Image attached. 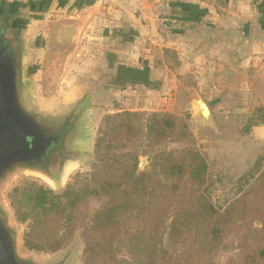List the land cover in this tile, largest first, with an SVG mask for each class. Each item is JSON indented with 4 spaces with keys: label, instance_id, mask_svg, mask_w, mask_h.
I'll use <instances>...</instances> for the list:
<instances>
[{
    "label": "rangeland",
    "instance_id": "obj_1",
    "mask_svg": "<svg viewBox=\"0 0 264 264\" xmlns=\"http://www.w3.org/2000/svg\"><path fill=\"white\" fill-rule=\"evenodd\" d=\"M261 2H254V6L261 9ZM6 9L17 10L11 16L15 28L6 35L16 57L23 109L33 110L38 121L53 131L63 125V120L76 116L69 146L57 154L54 162L19 164L0 180V215L15 237L21 263L49 264L62 257L69 259L67 264H83L84 245L79 230L72 242L58 251L29 250L23 242L27 223L16 219L8 194L25 179L60 192L76 178L87 176L95 162L97 135L105 115L110 113L136 111L145 118L152 112L167 111L184 118L198 148L207 156L213 202L223 206L239 194L244 183L241 177L264 155V134H260L264 129V16L249 22L247 30L244 19L237 20L231 33L226 29L213 30L217 44L212 50L207 49L204 56L196 57L195 45L188 51L182 46L183 40L210 37L212 28L205 34H184L182 28L187 22L181 14H162L158 27L169 47L154 51L152 65L156 76L140 84L127 80L126 70L124 79L108 81L116 71L97 67L95 72L101 74L94 82V92L89 93L83 80L92 67L83 63L76 67L75 58L70 55V39L58 42L53 34L45 37L26 33L19 1H0V11ZM190 21L217 26L209 18ZM188 59V66L181 65V60ZM102 74L106 80L101 79ZM74 88L79 92L71 93ZM198 99L207 103L209 117L201 114ZM140 161L144 165L138 169L146 170L149 157L140 156ZM238 252L236 240L231 239L214 264H225Z\"/></svg>",
    "mask_w": 264,
    "mask_h": 264
},
{
    "label": "trees",
    "instance_id": "obj_2",
    "mask_svg": "<svg viewBox=\"0 0 264 264\" xmlns=\"http://www.w3.org/2000/svg\"><path fill=\"white\" fill-rule=\"evenodd\" d=\"M94 153L92 171L60 192L29 179L9 192L29 250L58 251L79 230L83 264H214L235 239L239 252L225 264H264V155L217 206L207 156L174 113L107 114Z\"/></svg>",
    "mask_w": 264,
    "mask_h": 264
},
{
    "label": "crops",
    "instance_id": "obj_3",
    "mask_svg": "<svg viewBox=\"0 0 264 264\" xmlns=\"http://www.w3.org/2000/svg\"><path fill=\"white\" fill-rule=\"evenodd\" d=\"M0 1H19L26 33L32 32L45 37L53 34L58 42H62L60 40L66 37L70 39V55L75 58L76 67L79 63L92 67L83 80L86 83L84 89L89 93L94 92V82L101 74L100 71L95 72L97 67L116 71L112 77L107 78L108 81L124 79L126 70V79L140 84L141 72L145 81H150V77L156 76L152 65L154 51L158 47H169L166 37H162L163 33L158 27L162 14L173 17L181 14L187 22L182 28L184 34H205L207 29L212 28L210 37L204 36L202 40L200 38L192 41L189 37H184L183 48L189 51L194 49L195 45L196 57L204 56L207 49L212 50L217 44L218 39H213V30L226 29L231 33L238 19L246 20L247 30L251 26L249 22L264 16V0ZM254 2H261L262 8H256ZM191 18H209L213 20L212 24L217 26L207 27L203 21H190ZM189 64V59L181 60V65ZM103 76L106 77L102 74L101 79L106 80ZM121 76L123 77L120 78ZM70 92L75 94L79 90L74 88Z\"/></svg>",
    "mask_w": 264,
    "mask_h": 264
},
{
    "label": "water",
    "instance_id": "obj_4",
    "mask_svg": "<svg viewBox=\"0 0 264 264\" xmlns=\"http://www.w3.org/2000/svg\"><path fill=\"white\" fill-rule=\"evenodd\" d=\"M3 51L0 49V180L19 164H36L32 158L41 152L36 124L19 99L16 57L4 55ZM197 106L202 115L210 116V109L203 99H198ZM143 165L140 161L138 168ZM8 232L6 222L0 224V264H19L15 238L11 241Z\"/></svg>",
    "mask_w": 264,
    "mask_h": 264
},
{
    "label": "flooded vegetation",
    "instance_id": "obj_5",
    "mask_svg": "<svg viewBox=\"0 0 264 264\" xmlns=\"http://www.w3.org/2000/svg\"><path fill=\"white\" fill-rule=\"evenodd\" d=\"M12 13L8 11L0 12V49L4 51L2 54H7L13 56V47L12 44L7 39L6 33L9 30L15 28L14 23L11 19ZM25 112L30 116V119L36 124L37 133L39 138L37 141L39 143V148L41 150L40 154L32 158L35 162H42L44 164H49L55 161V157L61 151H65L67 146H69V140L73 132L75 131V119L70 116L68 119L63 120V125L58 130H50L47 125L39 122V118L34 116V112L31 109H24ZM49 123V122H48ZM0 224L4 225V219L0 215ZM8 236L11 241L14 240L13 234L8 232ZM69 261L68 258H56L49 264H67ZM19 264H33V263H19Z\"/></svg>",
    "mask_w": 264,
    "mask_h": 264
}]
</instances>
